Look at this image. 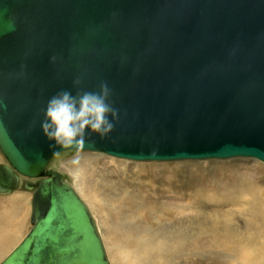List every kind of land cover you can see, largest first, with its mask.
Instances as JSON below:
<instances>
[{
    "label": "water",
    "instance_id": "water-1",
    "mask_svg": "<svg viewBox=\"0 0 264 264\" xmlns=\"http://www.w3.org/2000/svg\"><path fill=\"white\" fill-rule=\"evenodd\" d=\"M77 77L83 90L106 82L118 110L112 132L79 151L264 163V0H0V153L11 167L0 166V195L18 174L41 178L28 182L32 226L0 264H109L85 205L46 171L77 151L52 149L40 129L47 100L75 92Z\"/></svg>",
    "mask_w": 264,
    "mask_h": 264
},
{
    "label": "rangeland",
    "instance_id": "rangeland-1",
    "mask_svg": "<svg viewBox=\"0 0 264 264\" xmlns=\"http://www.w3.org/2000/svg\"><path fill=\"white\" fill-rule=\"evenodd\" d=\"M76 155L75 151L56 155L48 164L47 170L59 173L88 209L109 264L118 263L114 261L115 258L109 250L113 224L105 219L108 211L117 212L112 210L113 203L118 200L124 202L122 211L131 212L132 215L139 212L142 217L145 216L146 225L152 228L150 230L154 234L147 238L148 242H153L155 248L173 254L167 264H251L250 261H253L252 264H264V239L256 237L254 230H246L247 225L264 226V219L259 224L251 222L252 215L258 209L264 208V164L246 158L128 163L98 153L79 152L80 162L73 165L71 160ZM0 164H6L1 153ZM25 181L22 180L11 196L0 195L1 207L8 204L10 197L16 199L12 202L8 218L14 214V209H23L25 214L22 218L16 217L22 222V231L12 241L17 244L9 247L8 253L0 259V263L31 228L33 191L24 189ZM200 195L216 199L211 201L209 206L205 205ZM104 204L106 210L102 208ZM161 209L172 211V216L165 217L159 213ZM13 220L14 218L12 222ZM222 222L233 229L230 233L233 241L230 240L228 248L225 244L229 241L223 242L224 239L219 237V233L214 234V241L211 233L207 234L209 236H203V240L207 241V247L204 249L199 248L200 250L196 251L188 246L190 243L193 246L195 243L201 246L199 241L202 235L192 232L191 229L196 230L204 224L218 225ZM251 236L253 237L250 238ZM253 238L260 240L254 241ZM258 245L262 247L258 249ZM238 251H244L245 256L238 257Z\"/></svg>",
    "mask_w": 264,
    "mask_h": 264
},
{
    "label": "bare ground",
    "instance_id": "bare-ground-1",
    "mask_svg": "<svg viewBox=\"0 0 264 264\" xmlns=\"http://www.w3.org/2000/svg\"><path fill=\"white\" fill-rule=\"evenodd\" d=\"M65 152H67V151H65ZM75 152H77V151H75ZM79 152H88V151H79ZM98 154L111 157V156L106 155L104 153H98ZM111 158L123 160V161H126L128 163H144V162L129 161L127 159H119L116 157H111ZM253 160H255V159H253ZM262 164H264V163H262ZM0 166L10 167V165L7 162L5 165L0 164ZM47 167H48V165H47ZM47 167H46V171H49V170H47ZM17 176L20 177L17 187L13 191H11L10 193H7V194L1 195V196H8V197L11 196L18 189L22 180H26L25 183H23V186H24V189H26L28 191H30L29 189H30V184H31L28 182L36 183L39 180H41V178L31 179V178H27L25 176H20L19 174ZM34 192H35V190L33 191V193ZM200 196H201V198H203L202 201H204L205 205H209V206L211 205L209 203H211V201H214L216 199L214 197L209 198L208 195H207L208 197L202 196V195H200ZM32 198H33V194L31 196V216H32ZM198 199H199V197H198ZM15 200H16L15 198L10 197V199L8 200V204L5 207L0 206V259L3 258V256H5L8 253L9 247H12V246L17 244V243H15L16 241L14 243H12V241H14L18 237V234L22 231L21 227H20V224L22 222H21V220H18L19 218L16 219V217L22 218L23 215H25V214H23L24 213L23 209L21 211H17V210L15 211V209H14V214L11 215L9 218L7 217V214H9L11 211V206L13 205L12 202H14ZM94 200L96 201L95 197H94ZM96 202H97V204L99 203L98 201H96ZM105 204H107V203H105ZM105 204H104L105 207L102 205V208H105V210H106ZM99 205H101V204H99ZM113 205H114V209L112 211L117 210V212L108 211L105 220L112 222V224H113L111 227L112 230L111 231L109 230L110 231L109 250L112 253L113 258H115L114 261H116L118 264H167V262L173 256V254L170 253L169 251H162L159 248H155L156 246L154 247L152 245L153 242H151V243L148 242L147 238L152 237V235L154 236V234H153V231L150 230L152 228L150 226L146 225V220L144 219L145 216L142 217L139 212L138 213L136 212L132 215L131 212H130L131 213L130 214L126 211H122V206L124 205V202H120V200L115 202V204L113 203ZM7 208H8V210H7ZM126 208L127 207H125V209ZM203 208H205V206H203ZM24 209H25V207H24ZM123 209H124V207H123ZM263 209H258L252 215L251 222H255L256 224H259V222L264 219V210ZM126 210H129V208ZM159 213H161L165 217H171L172 216V211H169V210L167 211V210L161 209V210H159ZM145 214H146V212H145ZM142 215H144V214H142ZM90 216H91V214H90ZM13 218H14V220L12 222ZM30 220H31V217H30ZM91 220H92V224L94 225V221H93L92 217H91ZM218 225H220V227ZM218 225L215 223H212V225L204 224V226H201L200 228L197 227L196 230L191 229V230H193L192 232H195L196 234L202 235V237L199 235L201 237V238L199 237L200 238L199 242H200L201 246H199L198 243H195V246L191 245V243H190V245H188V246L190 248H195L196 251L200 250L199 248L204 249L207 247V244H206L207 241L203 240V236L207 235L208 233H211V235H212L211 238L214 241L215 240L214 234L219 233L220 234L219 237H222L221 239H224L223 242L229 241L225 244L226 248H228L230 246V243H231L230 240L233 239V237H232V239L230 238V236H231L230 233L232 232L231 230H233V229L229 225H226V223H224V222H222L220 224L218 223ZM94 227H95V225H94ZM205 227H208V228H205ZM251 229L254 230L255 233H257V235L255 234L256 237L260 236L262 238V240L264 239V226L260 227L258 225L256 227H253L251 225H247L246 230L250 231ZM96 232H97V230H96ZM234 232H236V231H234ZM3 234H5V235H3ZM207 236H209V235H207ZM252 237L253 236H251L250 238H252ZM239 239L240 238H238V240ZM253 240H254V238H253ZM255 240L259 241L260 239L258 240L257 238H255ZM11 243H12V245H11ZM249 243L251 244V241ZM254 243L258 244V242H254ZM179 245L182 246L181 244H179ZM189 247H187V250H189ZM256 247H258V249H259L262 246L260 247L258 245ZM252 250H253V248H252ZM261 251H262V249L259 250V252H261ZM115 253H117V254H115ZM114 255L115 256L117 255L118 258H116L117 256L115 257ZM248 255H250V254H248ZM237 256L241 257V258L243 256H245L244 251H238ZM250 263L252 264L253 261L252 262L250 261Z\"/></svg>",
    "mask_w": 264,
    "mask_h": 264
},
{
    "label": "clouds",
    "instance_id": "clouds-1",
    "mask_svg": "<svg viewBox=\"0 0 264 264\" xmlns=\"http://www.w3.org/2000/svg\"><path fill=\"white\" fill-rule=\"evenodd\" d=\"M16 18L9 16L7 29L15 30ZM56 57L50 58L55 62ZM79 77L73 80L72 90L64 89L52 95L46 102L40 129L52 149L77 150L71 164L80 162L79 150H82L86 137L96 136L105 139L114 128V119L118 118V110L110 103L111 89L101 81L97 90H83ZM0 107H4L0 101ZM87 134V135H86Z\"/></svg>",
    "mask_w": 264,
    "mask_h": 264
},
{
    "label": "crops",
    "instance_id": "crops-1",
    "mask_svg": "<svg viewBox=\"0 0 264 264\" xmlns=\"http://www.w3.org/2000/svg\"><path fill=\"white\" fill-rule=\"evenodd\" d=\"M14 193H15V192H14ZM14 193H13V194H14Z\"/></svg>",
    "mask_w": 264,
    "mask_h": 264
}]
</instances>
